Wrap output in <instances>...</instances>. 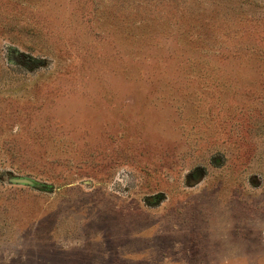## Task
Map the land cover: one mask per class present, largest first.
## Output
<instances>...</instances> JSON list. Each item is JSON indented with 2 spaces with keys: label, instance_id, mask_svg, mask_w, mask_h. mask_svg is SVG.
I'll return each instance as SVG.
<instances>
[{
  "label": "rangeland",
  "instance_id": "374dc122",
  "mask_svg": "<svg viewBox=\"0 0 264 264\" xmlns=\"http://www.w3.org/2000/svg\"><path fill=\"white\" fill-rule=\"evenodd\" d=\"M0 264H264V0H0Z\"/></svg>",
  "mask_w": 264,
  "mask_h": 264
},
{
  "label": "water",
  "instance_id": "95a60500",
  "mask_svg": "<svg viewBox=\"0 0 264 264\" xmlns=\"http://www.w3.org/2000/svg\"><path fill=\"white\" fill-rule=\"evenodd\" d=\"M10 181L11 183L18 185H27V186L41 188V185L39 183L28 177L12 178Z\"/></svg>",
  "mask_w": 264,
  "mask_h": 264
}]
</instances>
